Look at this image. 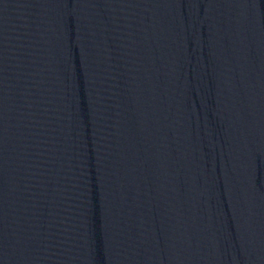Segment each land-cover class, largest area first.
Instances as JSON below:
<instances>
[{"label": "water", "instance_id": "1", "mask_svg": "<svg viewBox=\"0 0 264 264\" xmlns=\"http://www.w3.org/2000/svg\"><path fill=\"white\" fill-rule=\"evenodd\" d=\"M0 264H264V0H0Z\"/></svg>", "mask_w": 264, "mask_h": 264}]
</instances>
